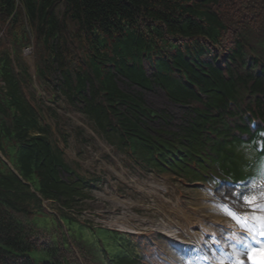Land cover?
<instances>
[{"label":"trees","instance_id":"obj_1","mask_svg":"<svg viewBox=\"0 0 264 264\" xmlns=\"http://www.w3.org/2000/svg\"><path fill=\"white\" fill-rule=\"evenodd\" d=\"M155 89L177 124L145 103ZM73 111L143 172L250 184L264 170V0H0V264H143L130 236L82 219L98 179L56 143Z\"/></svg>","mask_w":264,"mask_h":264},{"label":"rangeland","instance_id":"obj_2","mask_svg":"<svg viewBox=\"0 0 264 264\" xmlns=\"http://www.w3.org/2000/svg\"><path fill=\"white\" fill-rule=\"evenodd\" d=\"M26 59L32 61L29 57ZM30 70L32 72L31 65ZM120 86L124 87L121 83ZM124 88L132 93L139 90L135 86L125 85ZM144 100L149 107L172 117V124L178 123L182 112L169 102L162 91L155 89L145 92ZM48 122L52 124V132L56 135L59 126L57 128L51 118H48ZM60 130L68 133L64 141L66 162L70 168L91 180L98 179L92 185L91 200L86 201L82 219L109 229H129L136 234H147L148 242L143 254L149 248L157 246L154 251H159L164 257L152 256L149 251L148 261L151 264L167 263L164 256L166 243L163 244L162 239H154L157 231L153 230L161 224L180 227L185 232L189 228L197 232L201 226L203 235L206 232L209 234V237L200 241L201 244L223 260L230 258L231 245H240L233 237L244 238L240 232L242 229H252L256 237H259L258 231L264 230L253 221L245 223L251 210L237 199V194L244 191L245 187L240 188L227 182H222L217 188L207 183L196 186L183 180H175L172 174L143 172L125 153L109 146L105 137L92 128L90 121L75 111L67 113L61 120ZM79 131L82 132L79 135L82 139L75 137ZM56 139V143L63 146L62 139ZM46 204L47 207L49 203ZM230 212L235 214V219L229 215ZM220 248L225 249L224 256L218 252ZM139 255L141 256V252Z\"/></svg>","mask_w":264,"mask_h":264},{"label":"snow or ice","instance_id":"obj_3","mask_svg":"<svg viewBox=\"0 0 264 264\" xmlns=\"http://www.w3.org/2000/svg\"><path fill=\"white\" fill-rule=\"evenodd\" d=\"M237 199L243 206L251 210V215L245 220V223L250 220L264 228V170L259 173L257 178H252L250 184H245V190L237 194ZM229 215L233 219L236 218L234 213L230 212ZM245 231L251 234L254 244L244 238L233 237L236 243L241 244L245 249V252L234 250L235 264H264V230L258 231V235L262 238L260 240L256 238L255 234H252V229L246 228ZM220 264H225V261L221 260Z\"/></svg>","mask_w":264,"mask_h":264},{"label":"bare ground","instance_id":"obj_4","mask_svg":"<svg viewBox=\"0 0 264 264\" xmlns=\"http://www.w3.org/2000/svg\"><path fill=\"white\" fill-rule=\"evenodd\" d=\"M258 240H260V239H262L260 236H259V238H257ZM249 243H253L254 244V242L252 241V240H247ZM255 246V245H254ZM231 248H232V251H231V256H230V253H229V256L231 257V258H233V259H225L224 261H225V264H235V260H236V256L235 255H233V253H234V250L236 251V252H245V249H244V247L243 246H241V248H239L238 246H235V245H231L230 246ZM224 252V251H223ZM224 255H225V252H224ZM223 255V256H224ZM179 258L180 259H182L183 260V257L182 256H179ZM213 260H214V257H212V256H210V257H206V263H208V264H213ZM222 259H217V261L220 263V261H221ZM245 260H246V257H245Z\"/></svg>","mask_w":264,"mask_h":264},{"label":"water","instance_id":"obj_5","mask_svg":"<svg viewBox=\"0 0 264 264\" xmlns=\"http://www.w3.org/2000/svg\"><path fill=\"white\" fill-rule=\"evenodd\" d=\"M33 71L35 72V67L33 68Z\"/></svg>","mask_w":264,"mask_h":264}]
</instances>
